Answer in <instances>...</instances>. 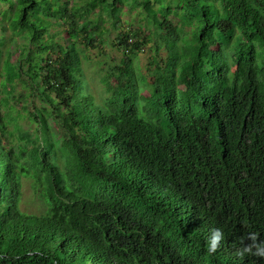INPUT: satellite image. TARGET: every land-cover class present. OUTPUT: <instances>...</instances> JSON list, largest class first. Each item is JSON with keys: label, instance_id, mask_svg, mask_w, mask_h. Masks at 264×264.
I'll list each match as a JSON object with an SVG mask.
<instances>
[{"label": "trees", "instance_id": "16d2710c", "mask_svg": "<svg viewBox=\"0 0 264 264\" xmlns=\"http://www.w3.org/2000/svg\"><path fill=\"white\" fill-rule=\"evenodd\" d=\"M120 4L148 32L123 29L115 45L131 55L154 41L153 82L122 61L97 96L78 48ZM0 5L23 39L0 93L19 80L39 99L23 106L35 131L20 143L0 102V264H264V0ZM26 180L40 213L22 208Z\"/></svg>", "mask_w": 264, "mask_h": 264}, {"label": "rangeland", "instance_id": "374dc122", "mask_svg": "<svg viewBox=\"0 0 264 264\" xmlns=\"http://www.w3.org/2000/svg\"><path fill=\"white\" fill-rule=\"evenodd\" d=\"M4 5H0V9L4 8ZM114 13L117 15V19L107 18L100 22L101 29L104 33L96 39L94 46H85L83 43L79 44V52L82 61V67L85 70L86 77L88 79L89 85L91 86L93 92L97 96L107 95L106 88H104L101 80L107 76L108 69L112 66L119 65L122 63H128L132 60L134 68L136 70V75L139 78L140 71L147 77L149 84L153 82L152 76V66L150 65L151 59L153 57V51L151 50V45L154 43L150 42L145 45L141 51L136 54L127 55L116 45V39L119 33L125 29H143L148 32V26H146L147 20L144 14L140 12V9L129 8L124 4H120L115 8ZM153 29L156 28L152 26ZM52 32H58L57 39L61 40L65 29L62 26H53L51 28ZM101 39V40H100ZM15 40L22 42V37L17 36L12 33V31L7 27L6 23L0 22V83L2 81V62L7 57V51H9L15 44ZM163 56L166 55L165 51L161 52ZM81 67V68H82ZM138 67V68H136ZM81 75V73H80ZM82 78L85 80L84 76ZM113 84H117L115 77L112 78ZM16 89L13 93H0V102L4 97H7L8 104L3 105L2 111H9L10 117L13 119L12 127L14 130V143H20L26 138V135L30 132L33 134L35 131V123L30 120L28 112L23 110V106L29 105L31 107L35 102L38 103L39 99L36 96L26 100L27 92L31 89H26L22 82L17 80ZM143 89V88H141ZM1 90V85H0ZM87 90V88H86ZM144 93H149V89H145ZM22 94L24 96H22ZM30 180L24 182L23 193L24 199L22 202V208L28 212L40 213L41 204L36 195L33 193Z\"/></svg>", "mask_w": 264, "mask_h": 264}, {"label": "clouds", "instance_id": "9594fccd", "mask_svg": "<svg viewBox=\"0 0 264 264\" xmlns=\"http://www.w3.org/2000/svg\"><path fill=\"white\" fill-rule=\"evenodd\" d=\"M221 232L219 229H215L212 231L211 233V237H210V243H209V247H208V251L212 252L215 250L216 246H217V241H219L221 239Z\"/></svg>", "mask_w": 264, "mask_h": 264}]
</instances>
